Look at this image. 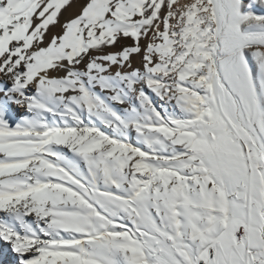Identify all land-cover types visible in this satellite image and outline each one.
<instances>
[{"label": "snow or ice", "instance_id": "obj_1", "mask_svg": "<svg viewBox=\"0 0 264 264\" xmlns=\"http://www.w3.org/2000/svg\"><path fill=\"white\" fill-rule=\"evenodd\" d=\"M0 264H264V0H0Z\"/></svg>", "mask_w": 264, "mask_h": 264}, {"label": "rangeland", "instance_id": "obj_2", "mask_svg": "<svg viewBox=\"0 0 264 264\" xmlns=\"http://www.w3.org/2000/svg\"><path fill=\"white\" fill-rule=\"evenodd\" d=\"M65 15H67V14H65ZM128 43H131V41H129ZM134 64H138L139 63V61H140V57L139 56H135L134 58ZM53 75H56V73H52ZM21 111H23V109H21Z\"/></svg>", "mask_w": 264, "mask_h": 264}, {"label": "bare ground", "instance_id": "obj_3", "mask_svg": "<svg viewBox=\"0 0 264 264\" xmlns=\"http://www.w3.org/2000/svg\"><path fill=\"white\" fill-rule=\"evenodd\" d=\"M53 31H58V29H53Z\"/></svg>", "mask_w": 264, "mask_h": 264}]
</instances>
